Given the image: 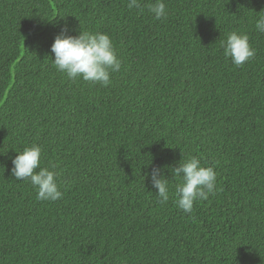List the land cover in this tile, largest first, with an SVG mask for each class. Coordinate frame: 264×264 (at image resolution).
<instances>
[{
  "label": "trees",
  "instance_id": "trees-1",
  "mask_svg": "<svg viewBox=\"0 0 264 264\" xmlns=\"http://www.w3.org/2000/svg\"><path fill=\"white\" fill-rule=\"evenodd\" d=\"M139 3L0 0V264H264V0H164L159 20ZM65 28L110 36L109 86L56 69ZM232 31L255 49L239 67ZM32 145L60 172L55 202L12 176ZM183 154L217 173L191 213L144 177L172 180Z\"/></svg>",
  "mask_w": 264,
  "mask_h": 264
},
{
  "label": "clouds",
  "instance_id": "clouds-1",
  "mask_svg": "<svg viewBox=\"0 0 264 264\" xmlns=\"http://www.w3.org/2000/svg\"><path fill=\"white\" fill-rule=\"evenodd\" d=\"M127 7L140 8L141 5L139 0H127ZM148 10L157 20L167 18L164 0H155V3L148 5ZM255 29L264 33V14L259 15L255 21ZM221 44L224 56L231 58L237 67L255 56V49L246 33L232 31ZM51 53L55 57L54 66L68 79L83 80L104 87L110 85L112 73L119 72L122 66L112 39L108 34L101 32L82 30L79 35L73 36L68 35L65 28L55 37ZM41 156L42 149L38 145L26 147L22 152H18L12 160V176L18 181H30L37 190V199L55 202L63 197L57 183L60 172L40 167ZM56 167L55 164L52 165V169ZM166 167L172 172V180L162 175L163 169L156 167L144 176L145 179H151L152 187L157 190L159 203H166L170 196H174L177 207L185 213H191L197 200L208 199L209 195H214L217 191L215 169L203 165L199 156L185 159L183 154L179 166ZM170 181H176L174 192L170 190Z\"/></svg>",
  "mask_w": 264,
  "mask_h": 264
}]
</instances>
